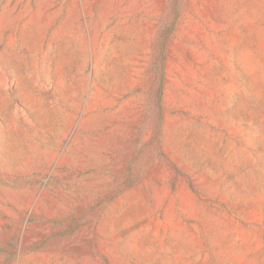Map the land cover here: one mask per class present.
<instances>
[{
    "label": "rangeland",
    "instance_id": "rangeland-1",
    "mask_svg": "<svg viewBox=\"0 0 264 264\" xmlns=\"http://www.w3.org/2000/svg\"><path fill=\"white\" fill-rule=\"evenodd\" d=\"M0 264H264V0H0Z\"/></svg>",
    "mask_w": 264,
    "mask_h": 264
}]
</instances>
